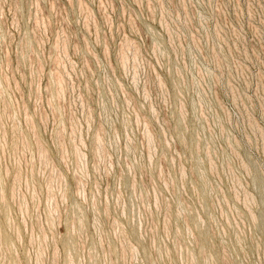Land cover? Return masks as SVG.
Instances as JSON below:
<instances>
[{
  "label": "rangeland",
  "instance_id": "374dc122",
  "mask_svg": "<svg viewBox=\"0 0 264 264\" xmlns=\"http://www.w3.org/2000/svg\"><path fill=\"white\" fill-rule=\"evenodd\" d=\"M0 264H264V0H0Z\"/></svg>",
  "mask_w": 264,
  "mask_h": 264
}]
</instances>
